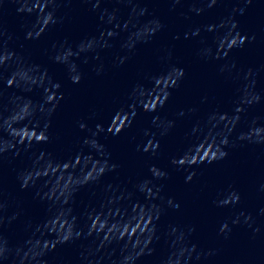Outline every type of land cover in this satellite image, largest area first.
<instances>
[{
	"label": "clouds",
	"instance_id": "obj_1",
	"mask_svg": "<svg viewBox=\"0 0 264 264\" xmlns=\"http://www.w3.org/2000/svg\"><path fill=\"white\" fill-rule=\"evenodd\" d=\"M244 42V40H243V38H240V43H243ZM181 75H182V73H181ZM224 155H226V153H221V155H220V157H223ZM219 157V158H220ZM192 175H194V173L192 174ZM192 178V176L190 175L189 177H187V179L188 180H190ZM235 200H238V196H233V201H235ZM227 227V225H224L223 227H222V231L224 230V228H226Z\"/></svg>",
	"mask_w": 264,
	"mask_h": 264
}]
</instances>
